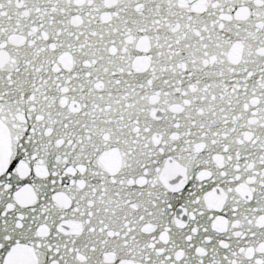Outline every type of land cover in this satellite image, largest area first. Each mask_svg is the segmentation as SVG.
Wrapping results in <instances>:
<instances>
[{"label": "snow or ice", "instance_id": "6c2138e0", "mask_svg": "<svg viewBox=\"0 0 264 264\" xmlns=\"http://www.w3.org/2000/svg\"><path fill=\"white\" fill-rule=\"evenodd\" d=\"M0 264H264V0H0Z\"/></svg>", "mask_w": 264, "mask_h": 264}]
</instances>
